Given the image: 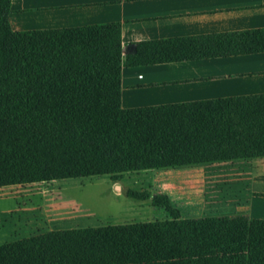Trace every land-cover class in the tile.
<instances>
[{
	"label": "trees",
	"instance_id": "1",
	"mask_svg": "<svg viewBox=\"0 0 264 264\" xmlns=\"http://www.w3.org/2000/svg\"><path fill=\"white\" fill-rule=\"evenodd\" d=\"M11 12L12 0H0V187L101 175L120 181L129 172L264 157V93L124 108L120 23L18 31ZM139 46L129 65L261 53L264 28ZM139 192L126 194L151 198ZM152 199L170 217L177 258L122 264H264L263 219L250 220L247 251L208 254L168 194ZM152 225L163 237V221L57 234L52 255L90 259L95 241L117 231L122 250H134L149 243ZM114 242L101 243V252Z\"/></svg>",
	"mask_w": 264,
	"mask_h": 264
},
{
	"label": "crops",
	"instance_id": "2",
	"mask_svg": "<svg viewBox=\"0 0 264 264\" xmlns=\"http://www.w3.org/2000/svg\"><path fill=\"white\" fill-rule=\"evenodd\" d=\"M10 22L18 31L120 23L124 108L264 93V52L156 64L127 63V55L136 53L143 42L264 28V0H12ZM141 50L147 54L149 46ZM146 172L151 175L149 186L168 194L188 219L194 244L208 254L247 251L250 220H264V157L150 169L129 172L124 177ZM122 179L113 181L118 193L138 190ZM54 181L10 187L43 195L45 206L41 209L46 211L70 207L74 200H58L61 197L55 194L59 193L47 186ZM135 183L145 184L140 177ZM37 185L44 187L37 189ZM141 188L151 192L148 187ZM39 210L36 206H20L7 212L22 211L20 218L9 225L0 220V264H33L46 260L47 250L52 257L51 246L57 234L151 221L146 212L147 220L124 224L88 226L73 218L63 219L69 225H50L33 214ZM157 220L153 221L162 222Z\"/></svg>",
	"mask_w": 264,
	"mask_h": 264
},
{
	"label": "rangeland",
	"instance_id": "3",
	"mask_svg": "<svg viewBox=\"0 0 264 264\" xmlns=\"http://www.w3.org/2000/svg\"><path fill=\"white\" fill-rule=\"evenodd\" d=\"M135 173L125 176L122 182L133 189L140 190L141 192L139 193L141 194L144 192L141 186L148 187L151 191L150 193L148 192L151 195L150 199L137 200L128 197L125 192L118 193L109 175L60 179L54 181L52 185H47L51 186L50 189L54 190V193H59L55 194L56 197H61L58 200L75 201L74 204L68 202L71 204L70 207L59 208L53 211L41 209V207L45 206V198L43 195L36 193V191L35 193H21L22 190L16 189V187H0V220L4 221L5 225H9L13 220L20 218L23 215L22 211L7 214L9 211L11 212V209L14 210L20 206L29 208L34 206L40 207V210L34 211L33 214H36L40 222L48 221L50 225H56L59 222H62V225H69L64 220L73 218L79 222L84 221L88 226L124 224L147 220L148 218L145 216L147 212V214L151 215L149 218L151 224L156 222L153 221L154 219H160L157 221L168 223L164 229L163 237L156 226L152 225L150 235L147 237L146 234V238L150 240L149 243L137 242L134 245V250H122L125 238H122L120 231H117L114 235L107 236L108 241L113 240L114 242L115 240L116 244L114 242L108 251L102 253L101 243L105 244L108 241L105 238L102 239L104 241L101 239L100 241H95L94 245H96V249L91 253L90 259L82 260L83 262L81 260H73L72 251L69 252L67 258H62L61 254L57 252L51 257V253L47 250L46 260H37L33 264H73L71 261H74L76 264H122L123 262L177 258V240L171 235L173 234L171 223L169 224L168 222L170 219H167L166 213L163 211L164 209L152 207L155 206L152 197L159 192L154 188V185L149 186L147 183L151 175H148V172L142 173V176L135 175ZM139 177L140 179L142 178L145 184L138 185L135 183L139 180ZM36 187L37 189H41L44 186L37 185ZM55 211L57 213H54ZM152 214H154L155 218L152 217ZM134 238L137 239L138 237L134 236Z\"/></svg>",
	"mask_w": 264,
	"mask_h": 264
},
{
	"label": "built area",
	"instance_id": "4",
	"mask_svg": "<svg viewBox=\"0 0 264 264\" xmlns=\"http://www.w3.org/2000/svg\"><path fill=\"white\" fill-rule=\"evenodd\" d=\"M143 75H140V77H142Z\"/></svg>",
	"mask_w": 264,
	"mask_h": 264
}]
</instances>
